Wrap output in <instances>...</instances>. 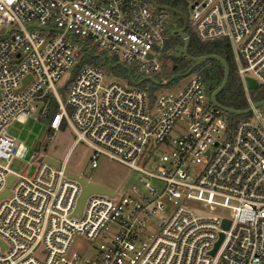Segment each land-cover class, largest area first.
<instances>
[{"label": "built area", "instance_id": "2783aa9c", "mask_svg": "<svg viewBox=\"0 0 264 264\" xmlns=\"http://www.w3.org/2000/svg\"><path fill=\"white\" fill-rule=\"evenodd\" d=\"M190 10L199 41H228L250 108L231 127L199 74L150 104L146 91L85 65L62 101L87 45L143 76L162 70L169 15L149 0H0V27H11L0 36V195L13 178L0 198V264H264V112L247 85H264V0H192ZM47 94L58 104L49 128L65 122L74 143L91 149V168L100 156L124 165L146 194H91L75 216L81 187L64 163L54 168L34 155L33 176L10 169L27 149L7 127L32 117L36 103L45 116ZM191 202L229 216H197ZM76 237L99 241L94 253H70Z\"/></svg>", "mask_w": 264, "mask_h": 264}, {"label": "trees", "instance_id": "16d2710c", "mask_svg": "<svg viewBox=\"0 0 264 264\" xmlns=\"http://www.w3.org/2000/svg\"><path fill=\"white\" fill-rule=\"evenodd\" d=\"M158 5L167 6L175 9L187 16V8L190 0H154ZM168 29L171 32L173 25L181 28L182 20L172 13H169ZM186 34L189 37L188 54L192 57H200L206 55H215L226 61L229 68V76L227 83L223 90L216 96V101L229 109L235 111H242L247 109L245 102L244 92L241 81L236 73V68L231 57L230 48L226 39H220L213 42H201L191 32L189 26L187 27ZM183 46V40L178 37H171L167 43V49L171 51L169 55H165L163 58V68L159 73H155L148 77L143 76L132 66H125L118 63L115 57L107 56L105 52L99 51L96 47L87 45L82 49L81 58L79 63L73 70L70 78L64 84L60 90L62 99L65 101L64 89L70 84V82L77 75L79 70L85 65H94L100 67L106 71L108 75H112L117 81L127 85L128 87L138 88L146 91L148 101L153 104L156 100V94L163 88H172L177 86L180 79L192 74H199L202 78L205 88L211 83L216 82L218 85L223 79L222 66L213 60L205 61L195 68H193L188 75L182 76L192 66V63L185 57L175 58L174 53L176 49ZM107 57V58H106ZM171 79L166 85H163L165 80ZM251 99L254 102L264 100V85H259L255 90L250 91ZM264 108V107H262ZM58 109V104L52 94H47L44 98V110L45 116L42 112L38 114V118H42L48 121L50 124L55 112ZM248 116H234L225 114L227 125L231 127L234 123L247 118ZM67 127L65 122H62L59 130H64ZM50 132H53L49 128Z\"/></svg>", "mask_w": 264, "mask_h": 264}, {"label": "rangeland", "instance_id": "374dc122", "mask_svg": "<svg viewBox=\"0 0 264 264\" xmlns=\"http://www.w3.org/2000/svg\"><path fill=\"white\" fill-rule=\"evenodd\" d=\"M191 2L192 0L189 1L187 8L188 19L191 15ZM189 28L194 34L190 25ZM10 29V26L0 27V36ZM66 78L67 75H64L60 81L55 83L57 89L61 88ZM189 79L190 76L183 77L177 86L163 88L159 93H177L188 84ZM111 81L114 80L110 77L104 80L105 83H110ZM60 96L62 99V94ZM262 110L264 112V108ZM6 132L10 137L15 139L16 143H21L27 149V154L23 159H14L10 164V169L17 173H23L28 177L33 176L37 168V162L32 161L28 167L27 163L31 162L32 156L37 155L38 159L49 157L59 164L64 163L67 173L102 186L116 195L133 194L134 190L146 194L139 183L140 175L124 165L107 157L100 156L97 160V167L91 168V149L83 142L74 143L75 134L69 127H66L64 130L50 132L48 121L34 117L33 115L24 123L11 122ZM36 146H38V150H35ZM164 152L166 150L160 148L156 151V155L159 156ZM138 165H142V163H138ZM150 185L156 189L162 188V184L157 181H150ZM188 208L197 216H229V213L224 209L199 202H191ZM98 243L99 241H96L91 244L84 237H76L70 247V253H78L81 256L87 255L86 257H88L94 253L91 245L94 247Z\"/></svg>", "mask_w": 264, "mask_h": 264}, {"label": "water", "instance_id": "95a60500", "mask_svg": "<svg viewBox=\"0 0 264 264\" xmlns=\"http://www.w3.org/2000/svg\"><path fill=\"white\" fill-rule=\"evenodd\" d=\"M149 2H150L152 7L156 8L158 10H162V11L177 15L182 20V23H183L182 27L177 28L176 25H173V30L171 31V37L177 36L178 38L183 40V47L175 50L174 57L178 58L180 56H183L188 61H190L192 63V66L189 69V71L186 72L185 74H183L182 76L188 75L189 72L193 68H195L196 66H198L199 64H201L205 61L213 60V61L218 62L223 68V79L219 85L216 82H213L209 85L208 91L210 92L211 103L216 108L223 111L224 113L234 115V116H245V115H247L250 112V108H247V109L242 110V111H235V110H232V109H229V108H226V107L220 105L216 101V96L223 90V88L225 87L227 80H228L229 68H228L226 61L223 60L222 58L218 57V56H215V55H206V56H200V57L190 56L187 52L188 46H189V37L186 34L188 22H187V18L185 17V15L182 14L181 12L175 10V9L170 8V7L158 5L154 0H149ZM247 85H248L249 90H251V91H253L257 88V83L251 79L247 80ZM36 107H37V110L34 112V117L38 116L39 109L42 107L41 103H36ZM254 107L255 108L264 107V100L255 102ZM35 150H38V146L35 147ZM44 161L54 168H56L58 166V162L54 161L53 159H51L49 157H45ZM67 176L70 179L76 180L80 184V187H81V193L79 195L77 205H76L75 216H78L80 214L82 206L84 204V201L88 195H91V194H101V195H107V196L113 195V193L110 190H108L102 186L96 185L94 183H91L89 181H86V180H84L78 176H75L71 173H67ZM12 179H13L12 177H10L8 179L7 187H6L5 191L3 192V194L0 195V198L8 196V194H9L8 187H9ZM228 226H229V222L224 221L223 222V228L226 229V228H228ZM222 238H223V235L220 234L218 241L214 245V249L212 250L211 255H214L215 251L217 250V248L219 247V245L221 243Z\"/></svg>", "mask_w": 264, "mask_h": 264}, {"label": "flooded vegetation", "instance_id": "af4514ba", "mask_svg": "<svg viewBox=\"0 0 264 264\" xmlns=\"http://www.w3.org/2000/svg\"><path fill=\"white\" fill-rule=\"evenodd\" d=\"M185 17L187 18V22H188V17L185 15ZM175 37H177V36H175ZM181 57V56H180ZM180 57H178V58H180ZM188 76H190V75H188Z\"/></svg>", "mask_w": 264, "mask_h": 264}]
</instances>
